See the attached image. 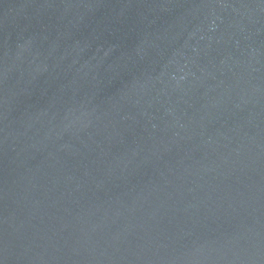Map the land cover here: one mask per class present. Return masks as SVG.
<instances>
[{"label": "water", "instance_id": "water-1", "mask_svg": "<svg viewBox=\"0 0 264 264\" xmlns=\"http://www.w3.org/2000/svg\"><path fill=\"white\" fill-rule=\"evenodd\" d=\"M0 264H264V0H0Z\"/></svg>", "mask_w": 264, "mask_h": 264}]
</instances>
